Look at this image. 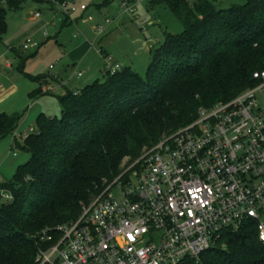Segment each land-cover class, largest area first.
I'll return each mask as SVG.
<instances>
[{"label":"trees","instance_id":"16d2710c","mask_svg":"<svg viewBox=\"0 0 264 264\" xmlns=\"http://www.w3.org/2000/svg\"><path fill=\"white\" fill-rule=\"evenodd\" d=\"M25 1L0 0V38L8 31L7 10L17 11ZM152 4L168 7L183 31L164 34L145 77L125 68L67 92L60 98L62 118L40 115L37 132L23 139L29 161L11 181L0 183V190L14 196L0 205V264H33L38 245L32 236L76 220L81 203L102 189L104 179L119 174L125 157L137 159L163 134L191 124L200 107L231 101L258 84L253 74L264 70V0L227 11L209 0ZM42 94L38 89L30 97ZM20 119L0 114V140L15 132ZM202 261L264 264L257 227L247 223L237 232L225 231Z\"/></svg>","mask_w":264,"mask_h":264},{"label":"built area","instance_id":"2783aa9c","mask_svg":"<svg viewBox=\"0 0 264 264\" xmlns=\"http://www.w3.org/2000/svg\"><path fill=\"white\" fill-rule=\"evenodd\" d=\"M141 1L122 0L120 8L134 16ZM61 7L66 17L88 11L80 0ZM113 21L94 24L93 32L106 34ZM39 47L31 38L22 45L26 52ZM105 70L114 75L121 67L107 56ZM253 79L255 87L200 107L195 121L143 147L137 159L125 157L119 174L81 203L76 220L32 236L33 264H203L225 231L247 223L264 246V70ZM13 200L0 190V205Z\"/></svg>","mask_w":264,"mask_h":264},{"label":"rangeland","instance_id":"374dc122","mask_svg":"<svg viewBox=\"0 0 264 264\" xmlns=\"http://www.w3.org/2000/svg\"><path fill=\"white\" fill-rule=\"evenodd\" d=\"M43 3H37L33 0H26L23 9L20 11H14L12 9L7 10L6 21L9 24V29L2 38H0V92L7 89L11 84L19 85L22 94L15 98V100L8 102L3 106L4 109H10L13 113L19 114L20 122L15 132L7 138L0 140V183L11 181L16 173V169L20 165H24L30 159V154L21 148L23 139L32 134V131L37 132V118L40 115L46 117L61 119L63 116L62 105L60 98L64 96L60 95V89L38 96L34 99L28 97L29 93L33 92L37 88L36 79L39 78H63L64 81L70 83L69 90H75L85 88L94 84L97 81L104 82L108 79V74L105 70V65L99 59V63H96L97 56L88 55L84 63H79L75 67V71L71 69V64L66 61L62 54L58 52L63 51L62 47L57 44L56 39L59 37L60 42L64 43L67 48L66 41H76L73 39L74 32L80 35L87 33L89 38L98 40L108 35L113 26L104 35H97L90 32L93 29L94 24L103 23L108 15L99 20V15L96 13V7L104 4L98 0L88 2V12L86 17H93L94 23L90 25L78 24V28L72 26H63L68 19L63 12V8L60 3H55L54 9L51 8L48 2L54 0H43ZM92 1V0H91ZM103 1V0H102ZM153 0H144L142 4L136 7L134 16L127 15L126 20L134 25V29L138 32L155 36V39L160 37V40H164V33L168 31L171 34H180L183 31L181 23L174 16L172 11L164 5H153ZM215 6L223 10H229L235 6L244 5L247 0H209ZM101 3V4H100ZM151 6L154 8L152 9ZM40 13L41 18L36 20L34 15ZM75 13L70 16V19L74 20L77 17ZM54 18L55 24L50 26L42 32V35L36 39H32L41 45L40 49L34 53L23 52L22 47L25 40L32 38L30 34L32 29L47 18ZM67 19V20H66ZM149 21L156 22L155 26L149 25ZM45 34H48L47 36ZM46 37H44V36ZM146 35V34H145ZM101 36V37H100ZM99 37V38H98ZM45 38L46 42H42ZM59 39V38H58ZM156 43V42H155ZM16 46L18 48V54L11 53L10 46ZM156 45V44H155ZM116 54L111 56L113 60H120L121 57L126 55L133 56V45L129 44V41L122 40L116 44ZM114 47V48H115ZM61 53V52H60ZM66 49V55H67ZM60 56H57V55ZM139 55V54H138ZM24 57L26 60H22ZM10 63L11 68H7V63ZM149 60H143L139 57L136 60V73L145 77L148 69ZM120 65V64H119ZM121 67V66H120ZM122 68V67H121ZM103 70V71H102ZM75 73V78H73ZM82 73L84 78L78 81L77 75ZM76 92V91H72ZM67 94V93H66ZM260 104L264 106V95H258ZM33 102V110L30 112L29 106ZM32 130V131H31Z\"/></svg>","mask_w":264,"mask_h":264},{"label":"crops","instance_id":"0c3cea01","mask_svg":"<svg viewBox=\"0 0 264 264\" xmlns=\"http://www.w3.org/2000/svg\"><path fill=\"white\" fill-rule=\"evenodd\" d=\"M34 1V0H33ZM67 1H71V0H67ZM95 0H90V2H94ZM100 2H103L104 4L98 5L96 7L97 11L96 13L99 15V20L102 19L104 16L108 15L107 18H111L113 19V24L110 26V28L113 26L111 32L102 37L101 39L95 40L92 38H89V36L87 35V33H83L80 35L78 33H75L76 31H73L74 36L73 39H75L76 41H72V42H68L66 41L65 44H67V48H65L64 46V41L60 42V38L58 36V38L56 39L57 44H59L62 47V50H60V52H58L60 55L62 54L65 55V57L63 56V58L68 61L71 64V69L75 71V67L79 64V63H84V61L86 60V57H88V55H92V56H97L96 58V63H99V59L101 60V62L103 63V66L105 65V57L107 56H114V54L118 55L116 53V44L121 42L122 40L125 41H129V44L133 45V56H130L127 54L121 57V62L120 60H114V63L116 64H120V66L122 67L121 70L125 69V68H131L133 71H136V60L139 59V57L142 58L143 60H149V62H151L152 59V51L159 46L163 41L160 40V37H158L157 39H155V36H150L148 34V31L143 35L141 34V32L136 31L133 27L134 25L130 22H128L126 20V16L127 14L123 13V10H121L120 8V3L122 0H98ZM144 0H142L141 2H139L137 4L140 5L143 3ZM37 3H43V0H39L36 1ZM51 6L52 9H54L55 7V3H60V5L62 4V0H54L53 2L50 1L48 2ZM80 3L82 4H87L88 2H86V0H80ZM24 4L22 5L21 9L17 10L20 11L23 9ZM136 6V7H137ZM151 8L153 9L154 7L151 6ZM88 12V11H87ZM87 12H81L79 11L78 14L76 15L77 17H74V20L70 19V17H68L65 23H63V26H72L73 28L77 27L78 28V24L81 22V24H86V25H90L93 23H86L84 22V18H86V14ZM34 19L38 20L40 18H36V14L33 17ZM106 19V18H105ZM8 24V23H7ZM55 24L54 18H47L45 21L39 23L37 25V27L33 28L31 31V35L32 38L31 39H36L39 36L42 35V32H44L45 30H47L48 27L53 26ZM151 26H155L156 22L154 21H149L148 23ZM8 29H9V24H8ZM93 31V29H90V32ZM109 32V31H108ZM94 33V32H91ZM165 33H168V31H165ZM164 33V34H165ZM95 34V33H94ZM46 36L48 34H45ZM44 36V35H43ZM44 36V37H46ZM101 37V36H100ZM99 38V37H98ZM43 41L40 43H44L46 42L45 38L42 39ZM156 42V43H155ZM156 44V45H155ZM41 47V45H40ZM39 47V49H40ZM115 47V48H114ZM19 48V47H18ZM18 48L14 45L10 46V51L11 53H15L18 54L19 50ZM20 48H22L20 46ZM39 49L35 50L34 52H37ZM66 49H67V55H66ZM23 52H26L23 50ZM34 52H27V53H34ZM57 56H60V55ZM139 54V55H138ZM150 64V63H149ZM11 64L8 62L7 63V68H11ZM149 66V65H148ZM103 71V70H102ZM79 74L82 73H78L77 75V79L78 81H80L81 79L84 78V75H82L81 77H79ZM73 78H75V73ZM70 86V83L66 82L63 80V78H46L42 83H38L37 82V88L33 91L35 92L38 89L42 90V95L54 92L58 89H60V95L59 96H65L67 92L69 91H80L82 90V88L80 89H75L73 90H69L68 87ZM33 92L29 93L28 97L32 100L36 97H30V94H32ZM20 94H22L21 92V88L19 87V85L16 84H11L7 89L3 90L0 92V114L3 113H7V114H14L12 111L9 110L10 109H4L3 106L5 104H7L8 102H11L13 100H15L16 97H18ZM41 96V95H40ZM30 112L33 110V102L30 104L29 109ZM32 131V130H31ZM33 132V131H32ZM28 136V135H27ZM26 136V137H27Z\"/></svg>","mask_w":264,"mask_h":264}]
</instances>
